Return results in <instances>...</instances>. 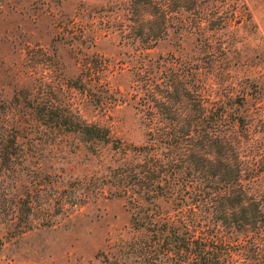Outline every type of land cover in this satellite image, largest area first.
<instances>
[{"label": "rangeland", "instance_id": "obj_1", "mask_svg": "<svg viewBox=\"0 0 264 264\" xmlns=\"http://www.w3.org/2000/svg\"><path fill=\"white\" fill-rule=\"evenodd\" d=\"M220 111L264 190V0H0V264H143L114 176L179 164L149 132L212 133ZM172 200L147 206L174 216Z\"/></svg>", "mask_w": 264, "mask_h": 264}, {"label": "trees", "instance_id": "obj_2", "mask_svg": "<svg viewBox=\"0 0 264 264\" xmlns=\"http://www.w3.org/2000/svg\"><path fill=\"white\" fill-rule=\"evenodd\" d=\"M224 115L220 111L212 133L194 132L188 119L179 133H168L167 124L157 138L150 131L151 141L172 148L174 157L180 153L179 164L152 154L142 164L125 163L114 176L120 195L136 210L133 224L149 233L138 249L143 264H264V190L246 178L237 139L222 130ZM75 120L71 132L89 142H111L107 129ZM128 151L151 153L146 146ZM159 198H173L178 214L154 213L147 205Z\"/></svg>", "mask_w": 264, "mask_h": 264}]
</instances>
